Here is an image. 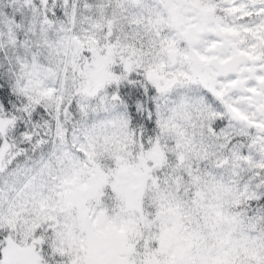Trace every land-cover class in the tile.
<instances>
[{
  "label": "snow or ice",
  "instance_id": "snow-or-ice-1",
  "mask_svg": "<svg viewBox=\"0 0 264 264\" xmlns=\"http://www.w3.org/2000/svg\"><path fill=\"white\" fill-rule=\"evenodd\" d=\"M0 264H264V0H0Z\"/></svg>",
  "mask_w": 264,
  "mask_h": 264
}]
</instances>
